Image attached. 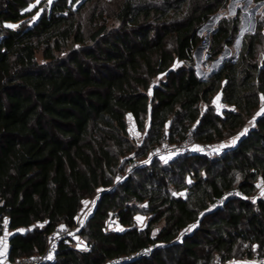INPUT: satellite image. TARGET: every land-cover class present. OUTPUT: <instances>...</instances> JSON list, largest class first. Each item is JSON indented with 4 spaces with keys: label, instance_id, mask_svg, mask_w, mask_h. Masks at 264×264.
<instances>
[{
    "label": "trees",
    "instance_id": "1",
    "mask_svg": "<svg viewBox=\"0 0 264 264\" xmlns=\"http://www.w3.org/2000/svg\"><path fill=\"white\" fill-rule=\"evenodd\" d=\"M33 1L0 0V239L7 232V256L42 250L49 231L73 225L82 200L100 189L77 233L84 246L60 241L56 259L44 264L264 258V198L250 199L264 180V111L246 128L264 101V19L241 35L236 56L201 77L192 55L198 30L227 0H52L35 20L41 4L27 9ZM239 13L216 21L207 59L233 44ZM190 128L207 143L244 132L216 155L155 158L114 182L130 154L143 159L161 139L180 141ZM229 189L244 197L211 206ZM146 214L138 226L136 216ZM151 244L148 256L119 259Z\"/></svg>",
    "mask_w": 264,
    "mask_h": 264
},
{
    "label": "rangeland",
    "instance_id": "2",
    "mask_svg": "<svg viewBox=\"0 0 264 264\" xmlns=\"http://www.w3.org/2000/svg\"><path fill=\"white\" fill-rule=\"evenodd\" d=\"M51 1L52 0H34L33 2H31L27 6V9H30V8H33L34 6H36L37 4H41V6L38 7L36 12L34 13L33 20H35L38 17V15L42 12L41 10H42L43 5H48L49 3H51ZM79 1L80 0L76 1L75 3L77 4V2H79ZM225 5L226 6L224 8H221L220 10L215 12V13H218V15L215 16L210 23L205 22V24L200 28V30H198V34L201 36L202 40L204 39L203 36L206 34L207 28L209 26L213 27L217 23L216 21L221 16L229 17V16L235 15L237 10H239V12H240L239 17H240L241 35L244 32H252L253 31L254 25H255L258 17H261L264 19V0H227ZM109 25H115V23L112 21H109ZM262 33L264 35V27L262 28ZM238 34H239V32H238ZM237 36H235L236 38H235L232 45L225 46L222 49V52L216 58H213V59H207L206 49H207L208 45L204 48H202V47L196 48L195 47L192 51V55L194 56V62H193L194 71H196V73L199 76L206 77L211 72L210 70L215 69L216 67H218L221 64V62L223 61L224 58L230 57V56H233V57L236 56L237 50L239 48L240 39H241V38H238ZM201 41L197 45H200ZM35 58L39 62L44 61L42 58L41 51H38L35 54ZM180 64H181V62L176 63V65H180ZM214 103H216L217 107L221 106V104L218 103L217 98H214ZM262 111H264V101L261 104V108L246 123V128H249L253 125V121H254L253 117H256ZM128 130H129V134L131 136H133V138L137 142H139L142 139L141 133L135 132V130L133 129V124L131 122L129 123ZM243 132H244V130L242 129L241 131H239L235 134L226 136L224 139H222L220 141L213 142L215 145V151L209 152L208 154H215L216 155V154L222 152L223 150H225L226 147L232 146L236 142V140L240 137L241 133H243ZM174 157L175 156L163 157L161 159L156 158V161H159L160 163L161 162H167L171 158H174ZM255 183L257 185V190L250 197V199L256 200L255 198H257L259 196L264 198V180L259 179ZM99 191H100V189H98V191L93 196L84 198L82 200V203H81L82 206H81L80 210L78 211L77 215L75 216V221L76 222L78 221L79 225L75 229V232L72 234L73 238H70V241L76 247L82 248V246H84L85 241L83 240V237H79L77 233L79 232L80 228L84 224V222H85L84 220H85L87 214L90 212V210L94 206V202L96 200V196H97V193ZM147 217H148V214L137 215L136 219H137L138 226L142 227L145 224V222L147 221ZM58 225H63V224H58ZM65 225H67V224H65ZM65 225H63V226H65ZM158 226L159 225L155 226L152 229V232H156L158 230ZM117 227L118 226L116 224V220H111L110 224H109V228L114 229ZM6 236H7V232H4V234L2 235V237L0 239L1 240L0 241V255H1V253H5L7 251V246L5 244L7 241ZM233 260H235L237 262L241 261L244 264H253V263L259 261L257 258L256 259L243 258V259H233ZM229 262H226L224 264H229Z\"/></svg>",
    "mask_w": 264,
    "mask_h": 264
},
{
    "label": "built area",
    "instance_id": "3",
    "mask_svg": "<svg viewBox=\"0 0 264 264\" xmlns=\"http://www.w3.org/2000/svg\"><path fill=\"white\" fill-rule=\"evenodd\" d=\"M65 13V12H63ZM198 151L202 153H209L215 151V145L213 142H200L198 141L195 136L192 135V129H188L185 137L177 142H170L166 138L161 139L160 142L155 143L146 153L147 155L145 158L140 159L130 154V160L128 161L124 172L119 173L114 182L122 180L134 167H138L146 162L153 160L155 158L161 159L163 157H170V156H177V154L182 152H193ZM227 196H237V197H244L237 189H229L227 192L219 198H216L215 201L211 204V206L219 205L223 202V199ZM0 221L6 224V215L4 212L0 213ZM75 221V219H74ZM78 221L74 222L73 225H55L47 235V243L45 247L34 254L18 256V258L10 259L4 253L0 255V264H44L50 263L56 259V249L58 243L60 241H69L70 238H73L72 234L75 232V229L78 227ZM187 231H183L182 233H186ZM155 247V244H151L144 248H139L133 251L130 255L121 256L120 260H131L133 257H140V256H148L151 250ZM260 262H264V258L259 260Z\"/></svg>",
    "mask_w": 264,
    "mask_h": 264
},
{
    "label": "water",
    "instance_id": "4",
    "mask_svg": "<svg viewBox=\"0 0 264 264\" xmlns=\"http://www.w3.org/2000/svg\"><path fill=\"white\" fill-rule=\"evenodd\" d=\"M218 15V13H214V14H212V15H210L206 20H205V22L206 23H210L211 21H212V19L215 17V16H217ZM212 26H209L208 28H207V31H206V34L203 36V40L201 41V44L200 45H197L196 46V48L197 47H202V48H204V47H206L207 45H208V42H209V38H208V35H209V32L212 30ZM200 30V29H199ZM238 38H241V29L239 30V34H238V36H237ZM33 228V225H31L30 226V229H32Z\"/></svg>",
    "mask_w": 264,
    "mask_h": 264
},
{
    "label": "crops",
    "instance_id": "5",
    "mask_svg": "<svg viewBox=\"0 0 264 264\" xmlns=\"http://www.w3.org/2000/svg\"><path fill=\"white\" fill-rule=\"evenodd\" d=\"M7 237V236H6ZM7 239V238H6ZM6 246H7V249H8V243H7V241H6ZM5 255H7V251L4 253Z\"/></svg>",
    "mask_w": 264,
    "mask_h": 264
},
{
    "label": "snow or ice",
    "instance_id": "6",
    "mask_svg": "<svg viewBox=\"0 0 264 264\" xmlns=\"http://www.w3.org/2000/svg\"><path fill=\"white\" fill-rule=\"evenodd\" d=\"M10 27H14V26L10 25Z\"/></svg>",
    "mask_w": 264,
    "mask_h": 264
}]
</instances>
